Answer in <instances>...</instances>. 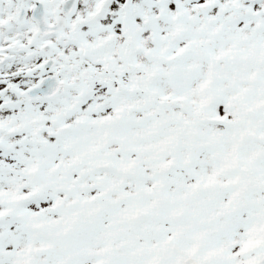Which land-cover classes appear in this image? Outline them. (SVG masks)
<instances>
[{"label": "snow or ice", "instance_id": "1", "mask_svg": "<svg viewBox=\"0 0 264 264\" xmlns=\"http://www.w3.org/2000/svg\"><path fill=\"white\" fill-rule=\"evenodd\" d=\"M0 264H264V0H0Z\"/></svg>", "mask_w": 264, "mask_h": 264}]
</instances>
